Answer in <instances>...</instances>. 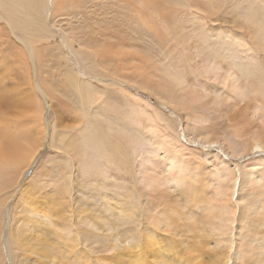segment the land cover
<instances>
[{
    "label": "rangeland",
    "instance_id": "374dc122",
    "mask_svg": "<svg viewBox=\"0 0 264 264\" xmlns=\"http://www.w3.org/2000/svg\"><path fill=\"white\" fill-rule=\"evenodd\" d=\"M136 2L138 0H58L52 7V17L48 21H51L54 26L52 28L48 23L52 31L51 34H53L49 39H43L42 42L39 41L38 45H36L31 39L25 37L23 32H19L20 36L25 37L24 39L31 42L36 48L35 62H33L34 57H30V53L24 44L12 34L6 22L0 19L2 23H0V125L7 127L6 129L12 133L18 130L25 132L26 128L28 131L38 132L43 125L42 129L45 128L44 130L48 131L46 137H49L48 139L46 138V145L39 149L37 158L33 159L35 160L34 163H32L33 160L31 163L30 161L27 163L25 169H23L24 174L20 175L16 186L10 189L4 187L0 192V199L5 200L7 206H11L12 217L16 213L13 208L17 202L26 204L28 201L35 199L37 200L35 203H38V208L36 209H39V206H42L41 209H43V207L52 206L53 203L49 201L54 200L55 197L58 198L59 202L66 203L63 200V195L72 199L74 197L88 196L90 189L95 191L96 183L93 182L94 180L92 181L93 185H91L92 182L90 183V181L86 180L87 184L85 186L87 185L88 188L87 186L86 188L89 189L87 192L82 188L84 183L79 181L76 188L73 186L75 188L73 193L62 194L60 190L63 183L61 185L59 179L60 176L63 179L67 178L70 171H73L72 174L75 176L80 173V155L76 154L71 146V142H76L75 140L79 136V129L84 128L90 120H98L107 132V123L103 120L106 117L120 124H126V128L134 132L133 135L143 137L144 139L142 138L143 140H141L147 142L145 148H147L148 158L153 159L155 157L153 166L161 164V170L164 173L166 172L165 167L168 161H164L161 157L158 158L159 147L164 138L153 136L151 131L165 133V135L166 133L168 135L172 134L167 139L179 141L190 148L196 147L199 149L200 153H197L200 154V157L193 154L189 156L194 162L191 161L189 167L201 175L200 183H198L201 189L200 191L198 190L197 195L200 194L202 201L206 199L205 202L214 200L212 191L217 183L214 185L213 180H211V168L210 170L208 167L206 168L208 161L204 152H212L221 156L223 151H225V147L222 148V146L218 147L217 145L204 147L203 145L194 144L190 140V135L205 134L206 130H211L212 127L214 136L222 138L223 134L220 131L222 128L224 129L227 124L226 120L229 119V116L226 119L225 115H222V110H228L229 105L220 101H217L215 105L214 100L216 93H220L223 98L228 97L229 90L222 88V84L217 80L218 77H215L216 79L210 78L206 73L207 69L205 70L200 65L199 58L194 57V51L197 45L198 48L205 49L208 46V38H210V42L215 46V49L219 51L222 50L219 46L224 41H227L225 44L228 45V48L237 51L239 58L244 63L251 66L257 65L259 63L257 58L263 59L262 53L258 52L256 54L257 51L254 50L250 52L238 50L236 41L246 38L247 41L253 42L251 34L247 31V21L255 15L257 18L262 16L264 18V0H148V4L144 3L145 5L137 4ZM37 24L41 27L44 25L39 21ZM63 36L66 37L70 49H66ZM227 37L230 38L227 39ZM38 47L41 58L37 56ZM66 51L68 58L65 54ZM74 63H77L81 69H85L89 73L84 80H90L89 82L91 83L94 82L92 84L95 87L98 99L87 106V109L89 107L88 110L91 111L89 112L91 115H88L90 117L84 114L86 108H82L79 99L81 98L80 95L73 87L67 85L65 79L66 71L70 70L74 73V70H77ZM261 63L258 75L263 79L264 66L262 65L264 62ZM168 67L184 74L188 87L192 91L187 86V89L177 88L174 79L166 74L165 70ZM260 72H262V75ZM30 78L31 87L44 107L42 116H39L40 113L37 108L35 110L37 113L34 109L29 111L23 103L24 96L17 92L16 83L19 81L29 83L30 80L28 79ZM260 83L254 82V85H256L253 87L255 88V93L251 87L246 90L250 96L245 92L246 96H248L247 100L256 98L260 90L261 96H257V100L262 102L264 83ZM27 87V84L23 86L24 89ZM205 91L209 92L208 96H206L207 98L202 96ZM50 94H52L53 98L50 97ZM200 94L203 98L199 96ZM1 97L6 98L7 101H2ZM83 98L85 99L84 96ZM162 98L169 102L176 101L179 108L172 107L170 104H163L161 102ZM254 100L250 101L251 105L254 104V102L252 103ZM52 108L55 110L54 116H57L56 118L64 123V126H67L66 128L69 132V139L67 140H69L70 144V155L64 154L66 157L65 161H63L64 157L59 155L51 145L49 131L51 135L56 131L52 121ZM96 114H99L101 119L95 117L97 116ZM155 117L157 123L153 122ZM239 119L241 120V118ZM39 122L43 124L41 125ZM61 129L62 126H59L57 130ZM111 134L108 133L110 140ZM48 143L50 146H47ZM119 145L125 148V152H129L128 155L130 157H128V160L132 167L126 168L124 164L117 161V163L113 161L111 164L110 161L106 162L107 160L103 158L104 156L91 155L94 160L93 175L98 177L99 181H107V183L111 184L106 189L107 195L105 194V197L115 201V196H121L122 194L121 197L124 200L118 201L123 202V204L118 203L114 206L118 210H122V207H133V205L137 207L134 211L137 213L139 222L129 225L119 223V236L118 240L115 241L117 244L115 251L132 249L133 244L138 240V230L143 229L146 232L152 230V226L142 215V206L148 203L152 207H161L159 203H164L162 202L164 199L161 202L149 200L148 190L151 194H155V189L149 184L153 190H147L142 177L144 168L140 166V160L143 159L145 153L143 151L140 153L141 149L137 150V147L134 150L124 140H121ZM91 151H94V149ZM155 152L156 155L152 157ZM257 156L258 154L253 153L249 157L254 158ZM124 158L127 160V157ZM133 161L135 163H132ZM246 162L247 160H241L243 164L236 161L223 165V170L229 172L226 178V192H229L232 187L231 175L238 173L239 168L236 165L238 164L240 169H244L245 167L243 168L242 166ZM29 163L30 165L28 166ZM75 164H78V166ZM115 164L118 166L116 165L115 167ZM43 169L49 170L52 175L42 174L41 171H44ZM5 170V167L3 169L0 168V186L4 185L2 174ZM36 170L37 173L40 171L38 179L32 175ZM109 170L110 172H108ZM111 170H113V173ZM169 179L168 184L172 195L169 196L168 194V196L173 201V204L169 205L171 209H176L180 202L184 211L192 210L196 216L194 219L199 216L202 222L205 216L199 208L198 211L197 205L193 204L192 207L191 203L183 204L187 201V198L182 191L188 187L189 181L186 180L176 184L175 180L173 181L170 177ZM57 181L59 182L56 183ZM80 182L82 185H79ZM190 184L192 185V183ZM78 187L79 189H77ZM111 196L113 197L111 198ZM237 198L238 194L236 193L233 196L234 204L237 202ZM171 201H169V204H171ZM3 213L4 209H1L0 225L5 219L2 232L5 233L8 230L7 224L10 219L8 214ZM190 220L188 219V222ZM131 222H134V220L131 219ZM187 228L194 229L190 224ZM161 233L169 238L171 244H180V237L175 225L170 228L169 233H164L162 229ZM189 234L190 236L193 235V233ZM3 236L4 234L1 237ZM193 241L190 238L188 245H192ZM224 243L225 245L222 247L223 253L221 254L223 258L227 254L229 247V243L226 240ZM141 245L142 241L138 243L137 248L134 250L139 251L142 248ZM0 248V255L3 254V258L0 256L2 262L0 264H9L8 258L2 253L1 244ZM242 260L243 258H233L234 264L241 263ZM55 264L73 263H58L56 261Z\"/></svg>",
    "mask_w": 264,
    "mask_h": 264
},
{
    "label": "bare ground",
    "instance_id": "6f19581e",
    "mask_svg": "<svg viewBox=\"0 0 264 264\" xmlns=\"http://www.w3.org/2000/svg\"><path fill=\"white\" fill-rule=\"evenodd\" d=\"M55 2H58V0H0V19L6 22L12 34L24 44L25 48L30 53V57H34L33 62H35L34 60L36 58V48L31 42L24 38L28 37L32 42L38 45L37 43H39V41L42 42L43 39H49L50 36L53 35L51 34L52 31L49 26L52 28H54V26L51 24V21H48L49 18L52 17V7ZM136 3L141 5L144 3L148 4V0H138ZM262 17L257 18L255 15L250 17L247 21V31L251 34L253 42L247 41L246 38L236 41L238 50L246 52L254 50L257 51L256 54H258V52L262 53L263 59L257 58L259 60L257 65L251 66L244 63L239 58L237 51L228 48V45L225 44L227 41H224V43L219 46L222 48V50L219 51L215 49V46L210 42V38H208L207 45L209 47L206 46L205 49H202L198 48L197 45L194 51V57L199 58L200 65L205 70L207 69L206 73L210 78L218 77L217 80L222 84V88H227L229 90L228 97L223 98L220 93V95L216 93L214 100V104L220 101L229 105L228 110L226 108L225 111L224 109L222 110V115H225L226 119L229 116V119L226 120V128L224 127V129L222 128L220 131L223 134L222 138L214 136L212 127L211 130L207 129L205 134L198 136L190 135V140L193 141L194 144L203 145L204 147L210 145L222 146V148L225 147V151H223V155L221 156L212 152H204L208 161L206 168L208 167L209 170L211 168V180H213L214 185L217 183L212 191L214 200L205 202L206 199L202 201L200 194L197 195L198 190L200 191L201 189L198 184L200 183L201 175L198 174L199 172L193 171L189 167L192 161L189 158L190 155L193 154L200 157L199 149L196 147L190 148L181 144L179 141L167 139L171 137L172 134L168 135V133H166L165 135V133L151 131L153 136L164 138L159 147L160 153L158 158L161 157L164 161H168L165 167L166 176L164 171L161 170V164L153 166V159L156 158H148L147 148H145L147 142L142 141L144 138L142 137V139L140 135H133L134 132L126 128V124H120L106 117L103 119L107 123L106 129L108 130L106 132L98 120H96L97 123L95 120H90L84 128L79 129V136H77L76 142H71V146L75 153L80 155V173L75 176L72 174L73 171H70L68 177L66 176L68 174L65 175L67 178L63 179L60 176V179L58 178L60 182L57 181L56 183L59 182L61 185L63 183L60 192L62 194H67L73 193L79 181L84 183L82 188L87 192L89 189H87V185V188L85 186V184H87L86 180L90 181V183L94 180L93 182L96 183V188L94 190L96 192L90 189L88 196L74 197L72 199L71 197H67V199L65 195H63V200H65L66 203L59 202L58 198L55 197L54 200L49 201L53 203V205L47 208L43 207V209H41L42 206L36 209L38 208V203H35L37 201L35 199V201H28L26 204L17 202L16 206L13 208L14 212H16L13 217L11 214V206H7L5 200L0 199V211L4 209L3 214H8L10 219V222L7 224V232L2 233L5 219L4 222L2 221V225H0V244L2 246V253L8 258L9 264H55L56 261L58 263L69 262L73 264H234V257L237 259L243 258L241 263L235 264H264V94L262 95V102H260L261 100L258 101L257 96H261L259 90L256 98H253L255 99L252 101L254 104L251 105L250 101L253 99L247 100L249 95L246 92V90L251 87L255 93V88L253 87L256 85H254V82L264 83L263 71L260 72L263 79L258 75L259 65L262 64L261 62H264V18ZM38 21L44 24L43 27L37 24ZM20 31L23 32L24 38L19 35ZM229 38L230 37H227V39ZM63 39L66 49H70L66 37ZM37 54V56L41 58L39 47L37 49ZM65 54L68 58L67 51ZM74 65L77 70L75 71L73 69L74 73L70 70L66 71L65 79L67 85L73 87L80 95L81 98L79 99L82 108H86L84 114L88 116L91 115L89 113L91 111L88 110L89 107L87 109V106L93 104L98 99L95 87L93 86L94 82H92V84L89 82L90 80H84L89 73L85 69H81L77 63H74ZM262 66H264V64ZM165 71L166 74L174 79L177 88L187 89L186 86L188 87V84L184 74L170 67L166 68ZM28 80H30L29 83L22 81L16 83L17 92L24 96L23 103L29 111L31 109L35 111L37 108L40 113L39 116H42L44 107L31 87V78ZM25 84H27L28 87L24 89L23 86ZM245 92L248 96H246ZM208 93L209 92L205 91L202 96L206 97ZM196 95L198 94L196 93ZM199 96L202 97L201 94ZM50 97L53 98L52 94H50ZM1 99L2 101H7L4 97H1ZM172 99L176 100L174 98ZM197 101L199 102V100ZM161 102L179 108L176 101L169 102L162 98ZM53 109L54 108H52V121L56 131L52 135L49 131L51 145L59 155L64 157L63 161H65L66 157L64 154L70 155V144L69 140H67L69 139V132L67 131V126H64V123L57 119V116H54L55 110ZM96 115L95 117L101 119L99 114ZM239 118H241V120ZM155 120H153V122L157 123L156 117ZM42 122L39 123L42 125ZM42 126L38 132H31L26 128L25 132H23V130H18L12 133L6 129L7 127H2L0 125V168H6L2 174L4 185L0 186V192L4 187L10 189L16 186L20 175L22 176L24 174L23 169H25L27 163L29 161L31 163L34 158H37L39 149L46 145L47 139L49 138L46 137L48 131L44 130L45 128L42 129ZM59 126H62L61 130H57ZM15 130H17V128H15ZM108 133L113 134H111V140ZM121 140H124L126 144L133 147L134 150L135 147H137V150L141 149L139 151L140 153H142V151L145 153L143 159L140 160V166L144 168L142 177L144 178L143 180L147 190H153L149 184L155 189V194H151L148 190L149 200L161 202V200L164 199L162 200L164 203H159L161 207H152L148 205V203L145 205L143 204V208L141 207L142 215H144L143 217H145L152 226V230L149 232L143 231V229L138 230V240L133 244L132 249L115 251L117 248L115 241L118 240L119 236V223L129 225L139 222L137 213L134 211L137 207L133 205V207L127 206L128 208L122 207V210H118L114 206L118 203L123 204V202H119L124 200L121 197L122 194L121 196H115V201L105 197L107 193L106 189L111 184L101 179V181H99L98 177L93 175L94 160L91 155L104 156L103 158L107 160L106 162L110 161L112 164L113 161H117L124 164L126 168H130L132 167L128 160L130 155H128L129 152H125L124 147L119 145ZM47 146H50L49 143ZM93 149L94 151H91ZM253 153L258 154V156L254 158L249 157ZM162 154H164L165 157L162 156ZM154 155H156V152L153 153L152 157ZM124 157H127V160ZM241 160H247L246 164L242 166L245 168L240 169V165L236 163V166L239 168L238 173L231 175L232 187L229 192H226V178L229 172L224 171L222 167L229 162L238 161L241 163ZM34 161L35 160H33L32 163H34ZM132 163H135V161ZM75 165L78 166V164ZM116 165L117 164H115V167ZM43 170L44 171H41L42 174L48 176L52 175L49 170ZM112 171L113 170H111V172ZM108 172H110V170ZM39 174L40 171L37 173L36 170L32 175L38 179ZM103 174L105 175V173ZM169 177L173 181L175 180L176 184H180L186 180L189 181L188 187L182 191L187 201L182 203L184 205L191 203L192 207L193 204L197 205V209L199 208L205 216L202 222L199 216L194 219L196 216L192 210L184 211L180 202L176 209H171L169 205H172L173 201H171L172 199L170 200L169 197L172 195L168 184L170 180ZM93 182L91 185H93ZM190 183H192V185ZM79 185H82L81 182ZM73 186H75V188H73ZM77 189H79V187ZM236 193L238 194V198L237 202L234 204L233 196ZM112 197L113 196H111V198ZM168 199L171 201V204H169ZM33 203L35 204L32 205ZM131 219L134 220V222H131ZM183 219H185V221H183ZM188 219L191 220L188 222ZM189 224L192 225L194 229H188L187 227ZM173 225L177 227L180 244H171L169 238L161 233V229L164 233H169ZM189 233H193V235L190 236ZM3 234L4 236L1 237ZM190 238L194 240L192 245H188ZM225 240L229 243V247L227 254L223 258L221 254L223 253L222 247L225 245ZM140 241H142V248L139 251L134 250L137 248ZM166 242L170 245L167 246ZM2 255L0 256L2 257Z\"/></svg>",
    "mask_w": 264,
    "mask_h": 264
}]
</instances>
